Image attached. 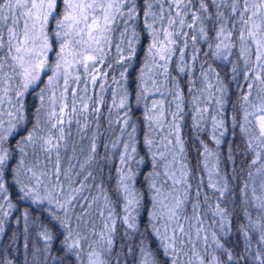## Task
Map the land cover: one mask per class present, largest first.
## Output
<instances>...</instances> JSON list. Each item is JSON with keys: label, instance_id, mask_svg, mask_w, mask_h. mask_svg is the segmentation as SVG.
<instances>
[{"label": "snow or ice", "instance_id": "snow-or-ice-1", "mask_svg": "<svg viewBox=\"0 0 264 264\" xmlns=\"http://www.w3.org/2000/svg\"><path fill=\"white\" fill-rule=\"evenodd\" d=\"M23 201L24 264H264V0H0V237Z\"/></svg>", "mask_w": 264, "mask_h": 264}, {"label": "trees", "instance_id": "trees-1", "mask_svg": "<svg viewBox=\"0 0 264 264\" xmlns=\"http://www.w3.org/2000/svg\"><path fill=\"white\" fill-rule=\"evenodd\" d=\"M142 60V56L140 55L139 48H138V53H137V58L134 59L132 67L129 69V74H128V80H129V88L131 93H134V85L136 82V78L138 76V66L140 64V61ZM218 64L220 62H217ZM215 66V65H214ZM221 73L226 70L228 73L226 75V83L230 85V92L233 94L232 102H235V88L232 86L233 82L231 81V72L230 69L226 65H221L218 69ZM111 74V73H110ZM107 99V97H105ZM37 103L35 94H31L30 96L27 97L26 99V106L31 108ZM133 119L137 121V128L138 132L143 129L142 123L140 121L142 120V116L139 114V111L136 109L135 104H133ZM186 136L185 139H188L187 132L188 129H185ZM231 143V141H229ZM222 152H224V149L222 148ZM226 154V153H225ZM141 155H143V152H141ZM195 156V151L190 149L189 152V159L192 161V163H195V160L193 157ZM237 159H238V154H237ZM114 175V173H113ZM141 184H143V181H141ZM236 181L233 182L232 186L235 187ZM140 186V185H138ZM143 191L144 189L141 188ZM237 199L236 194L233 193L232 199L229 201V206L231 207L232 203ZM28 202L23 201L19 202L17 204L16 211H14L9 218H7L6 223L4 225L5 231L3 233V236L0 237V253L3 254L5 257H11L15 264H24L26 252L23 248L22 245V234L24 231V221L22 219V213L25 210H28L29 212H32L31 208L27 207ZM33 219H42L41 217H38L36 213H32ZM20 221L19 224L17 221ZM15 239L16 243L15 246H10L12 243V240ZM119 250V245L117 248V251ZM53 256H59L61 259L64 260V264H71L70 261L67 260V258L62 254L58 252H54ZM30 259V258H29ZM123 260V256L121 257ZM129 264H131V258H128Z\"/></svg>", "mask_w": 264, "mask_h": 264}, {"label": "rangeland", "instance_id": "rangeland-1", "mask_svg": "<svg viewBox=\"0 0 264 264\" xmlns=\"http://www.w3.org/2000/svg\"><path fill=\"white\" fill-rule=\"evenodd\" d=\"M219 62V61H218ZM220 72V71H219ZM227 71L226 70H224L222 73L220 72V75L225 79V83H226V75H227ZM128 90H129V92L131 93V91H130V88H129V80H128ZM186 133V132H185ZM186 136V135H185Z\"/></svg>", "mask_w": 264, "mask_h": 264}]
</instances>
